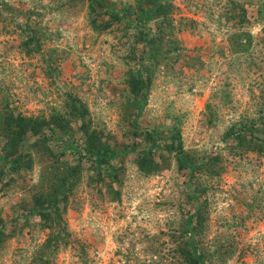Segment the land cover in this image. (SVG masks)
I'll return each instance as SVG.
<instances>
[{
    "label": "rangeland",
    "instance_id": "1",
    "mask_svg": "<svg viewBox=\"0 0 264 264\" xmlns=\"http://www.w3.org/2000/svg\"><path fill=\"white\" fill-rule=\"evenodd\" d=\"M0 264H264V0H0Z\"/></svg>",
    "mask_w": 264,
    "mask_h": 264
},
{
    "label": "trees",
    "instance_id": "2",
    "mask_svg": "<svg viewBox=\"0 0 264 264\" xmlns=\"http://www.w3.org/2000/svg\"><path fill=\"white\" fill-rule=\"evenodd\" d=\"M155 6V9H159V8H163V11H165V7L164 6H162V5H158V4H156V5H154ZM154 6H153V8H154ZM111 15H113V16H118V13L116 12V11H110L109 12ZM140 81V80H139ZM142 85V84H141ZM171 136H173L174 137V134H171ZM91 149V148H90ZM114 153V152H113ZM107 151H103V152H101V153H98L97 155H96V157H97V160L98 161H102V162H105V161H107L106 159H107ZM17 163H19V162H11V164H17Z\"/></svg>",
    "mask_w": 264,
    "mask_h": 264
}]
</instances>
